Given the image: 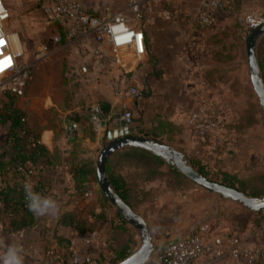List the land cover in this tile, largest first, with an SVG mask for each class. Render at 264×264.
Masks as SVG:
<instances>
[{
    "label": "crops",
    "instance_id": "0c3cea01",
    "mask_svg": "<svg viewBox=\"0 0 264 264\" xmlns=\"http://www.w3.org/2000/svg\"><path fill=\"white\" fill-rule=\"evenodd\" d=\"M168 1L157 0L142 10L144 52L132 58L126 74L129 84L138 90L137 99L115 98L103 81H68L63 53L62 69H59L52 84L44 86L37 95L30 87L17 98V108L26 115V127L38 138L50 160L55 163L54 168H43L41 174L50 183L45 196L56 200L59 205L58 215H35L37 224L24 229L11 227L9 222L3 221L0 213V235L9 246L20 247L23 264H35L48 249L53 250V264H68L72 250L86 252L76 220L84 222L87 232L94 227L99 228L101 240L92 254L93 264H101L106 257L103 234L108 232L109 222L93 216V213L101 211L97 201V197L100 199L97 196L99 186L94 179L95 162L99 150L107 143L108 122L117 117L122 109L132 112L128 126L131 131L138 130L141 136L158 140L185 156L197 157L209 167L217 161L221 170L233 169L226 163L222 148L214 152V132L207 142L198 144L189 125L192 115L210 114L205 106L211 102L210 99H214V94L207 74L212 68L231 67L232 54L223 46H215V32L210 34L204 29L190 28L193 27L194 18L191 17L189 22L186 11H183L182 18H169L165 10ZM200 1L187 0L183 8H191L195 16ZM4 2L11 11L9 2ZM246 8L247 12L253 9L264 11V0H231L228 10L241 12ZM95 119L100 121V127H94ZM5 134L6 127H1L0 152ZM81 166L95 170L89 175V190L84 194L76 191L73 179L74 171ZM132 171L133 167L127 165L119 172L127 179ZM158 183L168 187L165 180H156L142 183L140 188ZM64 215L72 217L73 222L62 223L60 218ZM222 227L214 231L222 234L237 232L233 225ZM250 233H240V236L248 238L250 243H256V238Z\"/></svg>",
    "mask_w": 264,
    "mask_h": 264
},
{
    "label": "built area",
    "instance_id": "2783aa9c",
    "mask_svg": "<svg viewBox=\"0 0 264 264\" xmlns=\"http://www.w3.org/2000/svg\"><path fill=\"white\" fill-rule=\"evenodd\" d=\"M156 1L97 0L86 5L81 0H39L38 7L45 21L58 27L44 49L49 54H65L68 81H103L115 98L137 99L138 90L128 82L127 67L133 57L144 52L142 10ZM230 2L201 0L194 16V28L214 26L229 9ZM8 18L9 10L4 0H0V100L7 94L23 96L30 72L28 65L19 60V39L7 29ZM263 22L264 14L253 9L245 14L241 24L251 31ZM117 117L129 126L132 112L122 109ZM93 124L96 128L101 126L98 119ZM189 125L198 144L207 142L216 127L211 114L192 115ZM39 143L32 140L30 147ZM100 240L97 232L84 234L82 242L87 251L72 250L68 264H93L92 254ZM8 247L0 235V259ZM263 260L264 241L250 243L246 237L217 233L208 222H201L193 230L155 247L145 264H262ZM53 261V250L48 249L35 264H53Z\"/></svg>",
    "mask_w": 264,
    "mask_h": 264
},
{
    "label": "rangeland",
    "instance_id": "374dc122",
    "mask_svg": "<svg viewBox=\"0 0 264 264\" xmlns=\"http://www.w3.org/2000/svg\"><path fill=\"white\" fill-rule=\"evenodd\" d=\"M7 1L12 9L10 11L8 8L7 29L17 35L21 50L19 60L28 65L30 70L24 92L31 87L33 93L37 95L44 86L55 81L56 74L63 66L62 52L49 54L44 49L50 38L58 31V27L45 21L38 7L39 0ZM96 1L81 0L86 5L95 4ZM186 2L187 0H169L165 5L167 16L177 20L182 18L183 11H186L188 21L191 17L194 18L191 8H189L191 11L184 10L183 5ZM247 11L248 8L241 12L227 10L214 26L203 30L210 34L215 32L214 37L217 36L213 42L215 46H223L232 54V70L225 76L229 77V80L220 81L210 88L213 89L214 99H210L211 102L206 103L205 107L215 120L213 135L216 137L212 140L214 152L222 148L226 163L233 168L230 171H235L241 179L249 178L254 169L264 168V113L250 83L245 54V38L249 33L241 24ZM260 12L264 14V11ZM140 25L142 27L143 23ZM190 28L193 29L194 26ZM187 31L190 32V29ZM219 78L222 79V75ZM210 173L209 175L214 177L217 172ZM97 192V196H101L99 188ZM97 201L100 203L98 197ZM132 203L133 211L147 222L155 247L163 246L189 231L197 222L208 219L215 211V205L217 215L209 220L213 230L222 229V226L229 224L237 229L236 233L230 232L232 234L251 232L250 236L256 238L257 244L264 241V223L260 227L256 225L259 218L264 222V211L260 215L247 213L239 204L220 200L218 196L208 194L196 185L182 190H171L164 183L146 188L139 186ZM116 213L117 210L111 204L108 205L106 216L109 230L104 232L106 235L103 234L105 240L103 246L107 253L101 264L120 262L117 254L121 248L128 246L133 253L140 244L137 231L127 223L123 229L113 227L112 222ZM167 217H170L171 221L177 220L178 225L158 238L152 229L153 223H156L159 232L164 223H169ZM158 223L162 225L158 227ZM92 231L100 235L99 228L94 227Z\"/></svg>",
    "mask_w": 264,
    "mask_h": 264
},
{
    "label": "trees",
    "instance_id": "16d2710c",
    "mask_svg": "<svg viewBox=\"0 0 264 264\" xmlns=\"http://www.w3.org/2000/svg\"><path fill=\"white\" fill-rule=\"evenodd\" d=\"M246 31L247 33L250 32L249 30ZM256 55L264 84V37L259 41ZM231 70L232 67L210 69L207 74L210 88L220 81L229 80V77L226 78L225 76ZM218 75L219 77L222 75L223 78L220 79ZM17 98L15 95L7 94L0 100V128L6 127L3 150L0 152V182H2L0 185V213L3 221L9 222L11 227L24 229L31 228L37 224L35 215L28 210L24 186L30 184L35 193L45 196L49 191L50 183L48 178L41 174V171L48 166L54 168L55 163L50 160L47 150L41 143L34 148L30 147L31 141L38 140V138L26 127V115L17 108ZM185 158L193 168L210 181H216L225 186L235 188L250 197L264 196V168L254 169L250 173L249 178L241 179L235 171L221 170L217 164L215 165L217 169H215V166L209 167L197 157L185 156ZM127 165L132 166L133 171L126 179L119 171L123 166ZM31 169H34L33 173L29 172ZM94 171L85 168V166H81L74 171L73 179L76 191L84 194L89 190L87 186L90 181L89 175ZM212 171L217 172L214 177L209 175ZM107 176L113 190L131 209L133 206L132 200L142 183L165 180L171 190H182L195 185L178 170L169 167L159 157L143 149L130 147L117 151L110 159L107 164ZM94 179L97 180L95 172ZM99 201L101 211L98 214L93 213V216L99 220L107 221L106 208L110 204L102 194ZM245 211L254 215L261 214V212L256 213L247 209ZM16 217L18 218L16 219ZM167 219L169 221L168 224L164 223L162 225L158 223V227L162 225L159 232L156 229V223H153L152 229L158 238L178 225L177 220L173 219L171 221L170 217H167ZM72 220V217L65 215L60 218L62 223L67 224L72 223ZM263 223V220L259 218V222L256 225L260 227ZM112 225L115 228L123 229L126 222L116 213ZM76 226L81 235L87 232L84 222L76 220ZM131 253L129 247L124 246L117 254V259L121 261Z\"/></svg>",
    "mask_w": 264,
    "mask_h": 264
},
{
    "label": "water",
    "instance_id": "95a60500",
    "mask_svg": "<svg viewBox=\"0 0 264 264\" xmlns=\"http://www.w3.org/2000/svg\"><path fill=\"white\" fill-rule=\"evenodd\" d=\"M262 37H264V22L252 29L246 36L245 54L250 83L264 113V84L256 55L257 45ZM107 126L110 127L107 131V143L99 150L95 162L98 186L101 194L117 210L121 218L137 231L140 238L138 248L116 264H145L155 248L147 222L119 197L111 187L107 176L106 166L109 158L123 148H138L150 152L162 159L169 167L178 170L206 193L218 196L220 200H229L252 212L264 211V196L250 197L235 188L208 180L188 163L185 155L180 151L153 138L141 136L138 134V130L131 131L126 123L118 117L110 120ZM216 215L217 205L208 219L197 222L195 226L201 222H209Z\"/></svg>",
    "mask_w": 264,
    "mask_h": 264
},
{
    "label": "clouds",
    "instance_id": "9594fccd",
    "mask_svg": "<svg viewBox=\"0 0 264 264\" xmlns=\"http://www.w3.org/2000/svg\"><path fill=\"white\" fill-rule=\"evenodd\" d=\"M24 190L28 210L34 215H58L59 205L56 200L35 193L30 184H26ZM0 264H23V256L21 255L20 247L16 245L9 246L4 257L0 259Z\"/></svg>",
    "mask_w": 264,
    "mask_h": 264
}]
</instances>
